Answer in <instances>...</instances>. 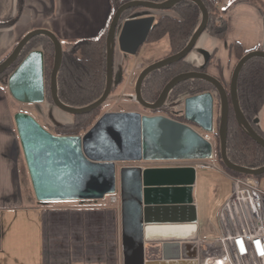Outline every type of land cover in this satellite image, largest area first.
<instances>
[{"label":"water","instance_id":"1","mask_svg":"<svg viewBox=\"0 0 264 264\" xmlns=\"http://www.w3.org/2000/svg\"><path fill=\"white\" fill-rule=\"evenodd\" d=\"M181 1L185 0H130L117 8L107 35L106 86L103 94L90 104L78 107L68 105L60 99L58 72L63 60V47L59 38L48 29H35L27 33L0 63V74L17 61L33 37L46 35L55 45L51 73L54 104L74 115L91 112L105 103L112 91L116 43L124 53L136 54L152 28L154 16L129 18L123 22L118 33L123 13L136 7L170 9ZM189 1L196 3L201 10L200 25L181 51L150 63L140 72L135 86L137 102L149 109H159L165 104L170 91L185 80L197 78L212 83L221 103L218 129L221 159L233 171L261 175L264 173V165L250 168L230 160L227 154V136L232 104L238 123L264 147V137L248 121L238 100V79L243 66L252 57L264 58V50L248 51L238 60L231 75L229 90L218 77L208 72L191 70L172 77L154 102L146 101L142 95L145 77L158 68L185 58L205 30L209 20L206 5L202 0ZM8 86L18 100H45L42 50H32L18 64L8 77ZM184 103V110L173 111V114H178L183 120L177 119L180 117L143 114L140 111H106L84 134L78 135L55 134L32 114L18 111L14 118L36 198L39 201L101 199L119 191L123 264H199L195 252L187 258H145L146 224L197 221L192 202L196 167L178 165L142 168L140 165L124 164L151 160H203L213 157V145L191 124H198L204 130H212L213 94L204 92L191 95Z\"/></svg>","mask_w":264,"mask_h":264},{"label":"crops","instance_id":"2","mask_svg":"<svg viewBox=\"0 0 264 264\" xmlns=\"http://www.w3.org/2000/svg\"><path fill=\"white\" fill-rule=\"evenodd\" d=\"M151 1L162 2L164 0ZM213 1L216 3L219 18L226 21L227 29L225 35L218 38L203 31L186 59L192 64L201 65L206 60L204 52L212 53L215 51L216 58L220 62V67L210 64L208 73L216 77L222 75V79L227 81L229 62L231 59L238 57L240 50L242 52L255 49L264 50V0ZM111 10L112 0H22V2L20 0H0V22L11 19L15 20L11 26L0 28V63L2 59L13 51L15 46L27 33L35 29H48L52 31L61 41L63 48H69L78 40L96 37L105 27ZM130 10L127 17L121 19L118 33L123 22L129 18L154 16L153 28L161 15H177L172 8L153 9L136 7ZM147 40L138 48L137 53L145 44L143 49L145 58L155 57L154 59L159 60L169 55V34H165L161 38L150 42H147ZM63 43H68L69 46L64 47ZM117 46L118 42L115 47V59H117ZM128 59L129 56L123 59L121 53L118 55V60H115L114 63V82H118L122 77L124 78V75L126 73L129 74L131 70L144 69L150 64H144L143 61L136 59L134 66L129 69ZM222 60L224 62H221ZM123 61L124 66H119ZM139 64L142 66L139 67ZM210 69H221V74L218 71L216 74ZM8 77H5L2 81L8 82ZM2 81H0V264H100V258L90 253L91 251H95V244L91 240L85 241L86 237L94 239V235L98 233L95 230L99 228V225H97V228H95L96 225H56L59 223L58 220L65 219L69 215L68 208L63 207H68L69 203L77 201L71 200L70 202H66L67 205H65V202H62L64 200H55L61 203H46L47 201H39L36 198L14 118V115L21 110L14 109L13 95L9 86L7 84L5 86ZM136 81L133 90L127 92L125 95L126 98L132 101L133 99L130 95L135 94ZM189 96L191 95H187L183 99L182 108H174L175 111L184 110V101ZM21 102L26 103L28 105L25 107L26 110L32 111L31 113L36 119L47 128L53 125L50 119H54L58 123L70 121V117L65 113L66 111L59 109L55 104L48 103L46 98L42 102ZM136 106L116 111H141L144 114V111ZM219 118L220 108L217 105L216 97L213 95L212 130H204L198 124H191L203 136L205 134L212 136L217 129ZM259 126L264 131L260 123ZM208 141L213 145V157L208 162L216 164V167L210 168H220L214 156L213 138L211 141ZM202 161H206V159L151 160L127 162L124 164L140 165L142 168L194 165L196 167V180H198V169L202 168L199 166V163ZM124 164L121 163V165ZM221 170L230 177L225 170ZM196 180L192 188V202L198 218L199 202L194 196ZM116 193L120 195L119 191H116ZM116 204V206H119L121 215V202ZM223 204L220 206V209ZM188 223H193L196 227L195 236L188 239L180 237H147L145 234L146 260L173 257L187 258L189 254L195 252L196 257H199V259L197 258L199 264H202L203 257L200 255L202 253L200 245L202 244L203 246L210 239L202 236L201 224L198 219L196 222ZM156 224L168 223H149L146 224L145 229L148 225ZM119 226L122 246V220ZM86 230L89 232L92 230L90 233L92 235L90 236ZM198 239L201 242H197ZM186 240L189 241L186 242ZM213 240L215 239L211 241ZM151 241H161L163 244H176L175 242L183 241L180 244L185 243V247L183 250L180 246L178 256L162 255L158 258L150 259L146 257V242ZM190 241L193 242L191 243Z\"/></svg>","mask_w":264,"mask_h":264},{"label":"trees","instance_id":"3","mask_svg":"<svg viewBox=\"0 0 264 264\" xmlns=\"http://www.w3.org/2000/svg\"><path fill=\"white\" fill-rule=\"evenodd\" d=\"M22 2V0H20ZM127 0H112V10L108 21L99 35L89 39H82L74 42L69 48H63V60L58 72V95L60 99L72 106H84L97 100L106 86L107 80V35L108 30L117 8ZM209 11V20L204 32H208L218 38L225 35L227 24L224 19H220L217 13L216 3L213 0H202ZM177 15H161L158 22L151 29L147 42L161 38L169 34V54L181 51L190 41L193 33L201 22L202 14L199 6L193 1L185 0L172 7ZM131 10H126L122 19L126 18ZM124 17V18H123ZM15 20L0 22V28L11 26ZM35 47V48H34ZM40 49L44 54V75H45V98L48 102H53L51 94V73L55 60V45L46 35L33 37L19 55L17 61L0 74V81L5 76L8 77L18 66V64L32 51ZM247 52H238V60ZM216 52L209 54L208 58L201 65L192 64L182 58L172 64L161 67L149 73L142 85V95L146 101H155L166 83L175 75L185 71L197 70L208 72L207 68L212 63ZM7 57V56H6ZM5 57V58H6ZM4 58V59H5ZM2 59V61L4 60ZM1 61V62H2ZM216 66L220 67L219 60ZM123 78V77H122ZM114 82L112 91L123 79ZM225 85V81L218 77ZM6 86L8 82L2 81ZM182 88V92L188 91L192 94L204 93L206 91H216V87L204 79H188L175 86L169 93L164 106L159 109H148L150 111L168 110L170 99L177 89ZM228 89V87H226ZM184 89V90H183ZM229 90V89H228ZM111 91V92H112ZM238 100L246 118L254 129L264 137V131L259 126L260 112L264 108V58L255 56L249 59L243 66L238 79ZM217 103L220 107V97L217 93ZM104 104V103H103ZM103 104L91 112L74 115L77 119L73 124L57 123L58 135H78L80 131L87 130L95 118L104 112ZM171 110V109H170ZM97 118V119H98ZM96 119V120H97ZM219 121L214 132L216 155L220 164L233 175H245L229 169L221 159V141L219 136ZM70 129V130H68ZM214 141V139H213ZM227 154L233 162L250 168H258L264 165V147L255 141L247 131L238 123L232 104H230ZM264 175H256L261 178Z\"/></svg>","mask_w":264,"mask_h":264},{"label":"rangeland","instance_id":"4","mask_svg":"<svg viewBox=\"0 0 264 264\" xmlns=\"http://www.w3.org/2000/svg\"><path fill=\"white\" fill-rule=\"evenodd\" d=\"M144 45L140 48L138 53L128 55L120 50L118 44L117 52H116L117 59L115 60H118V55L120 53L123 56V59H126L129 56L128 59L129 69H131L134 66L136 59L143 61L144 64H149L152 61L157 60L154 59L155 57L145 58V55H143ZM63 46L67 47L69 46V44L63 43ZM168 49L170 52V47ZM209 54L210 52H204V58L207 59ZM217 60L218 59L216 58V56L213 57L211 64L216 65ZM221 62H224V60H222ZM237 62H238V57L231 59L229 62V69H228L229 74L227 77V81H225L226 87H228V89L230 86V77ZM119 66H124V61L121 62ZM139 66L141 67L142 65L139 64ZM140 70L141 69H133L129 72V74L126 73V75H124V78H122L124 82L122 81L123 83L121 82L110 93V96L103 104V108L101 112L130 109L133 106L137 105L136 107H139V109L148 112L149 114H152L150 110L147 109L144 110L142 105H140L139 103L137 104V102H133L132 100L126 98L125 96L127 92H131L133 90V86L135 85V81H136V76ZM210 70H212L216 74L218 71L221 74V69H210ZM219 77L222 79V75H219ZM190 94L192 93L188 91L182 92V88L177 89L173 97L170 99L169 102L170 106L168 107L167 112L169 113L172 107L173 110H175L174 108H182L184 97ZM13 97L14 96H12V99L15 110H21L32 114L31 113L32 111L31 112L27 111L29 109L26 110L25 107L28 106L26 103H22L21 101ZM65 113L70 117V121L67 122V124H73L77 118L72 113L69 112H65ZM171 116H174L175 118L180 117L178 115H174L173 113ZM97 118H95L94 123L97 121L96 120ZM178 119L183 120L182 117ZM259 119H260L259 123L261 127L264 129V108L260 112ZM50 120L53 124L52 126L48 127L50 131L56 133L59 130H61L56 127V124L58 123L56 122V120L54 119H50ZM94 123H92V125ZM87 130L80 131V133L84 134ZM211 137L214 139V143H215L214 133L212 134ZM214 156L220 168L225 170L227 174L230 175L231 173L228 172L226 169H224L223 166L220 164L215 149H214ZM210 159L211 158H208L206 159V161H211ZM220 168L206 167V168L198 169V180H196V188L194 190L195 199L199 202L198 221H200L201 224L200 226H201L202 236L207 239H210L203 246L202 244L200 245V249H202V253L200 254L201 257L207 255L205 251V247L207 246V244L209 245L212 239H216V237L221 234L220 225H219L220 206L227 199V196L228 197L230 196L233 189L232 179L229 176H227L225 172L222 171ZM260 180H261L262 188L264 189V175L261 176ZM70 201L71 200H64L62 202H65V205H67L66 202H70ZM75 201L77 202H71L69 203L70 205L68 207H63L66 209L68 208L69 215L65 219L58 220L59 223H57L56 225H96L95 228H97V225H99V228L95 230L98 233L94 235V239L92 237L89 238L86 237L85 239V241L91 240V242H93L96 246V247L94 246L95 251H91L90 253H92L94 256L97 255V257L100 258V264H123L121 237L119 233L120 232L119 225H121V215L119 211V206H116L117 205L116 203L110 201V194H107L105 197L101 199H83V200H75ZM46 203H61V202L47 201ZM86 232L90 234L92 230L91 232L86 230ZM91 235L92 234H90V236ZM187 241L189 240H186V242ZM181 242L183 241L175 242L176 244H169V243L163 244L161 241L146 242V257L151 259V258H158L162 255L178 256L180 246L182 247L183 250L185 247L184 245L185 243H182L181 245L180 244ZM190 242L192 243L193 241Z\"/></svg>","mask_w":264,"mask_h":264},{"label":"built area","instance_id":"5","mask_svg":"<svg viewBox=\"0 0 264 264\" xmlns=\"http://www.w3.org/2000/svg\"><path fill=\"white\" fill-rule=\"evenodd\" d=\"M140 67V66H139ZM135 100V94H131ZM212 140L211 135H204ZM202 168L216 167L202 161ZM233 189L219 211L221 235L205 247L202 264H264V189L255 175H233ZM120 203V195L110 194ZM197 242H201L199 239ZM199 259V257H197Z\"/></svg>","mask_w":264,"mask_h":264},{"label":"bare ground","instance_id":"6","mask_svg":"<svg viewBox=\"0 0 264 264\" xmlns=\"http://www.w3.org/2000/svg\"><path fill=\"white\" fill-rule=\"evenodd\" d=\"M145 233L147 237H164V238L180 237V238L188 239L195 236L196 227L193 223L156 224V225H148L145 229Z\"/></svg>","mask_w":264,"mask_h":264},{"label":"flooded vegetation","instance_id":"7","mask_svg":"<svg viewBox=\"0 0 264 264\" xmlns=\"http://www.w3.org/2000/svg\"><path fill=\"white\" fill-rule=\"evenodd\" d=\"M174 54H175V53H174ZM169 55H171V54H169ZM169 55H168V56H169ZM185 58H187V56H186ZM186 60H187V59H186ZM208 67H209V66H208ZM158 69H160V68H158ZM207 69H208V68H207ZM142 70H143V69H141L140 72H141ZM140 72H139V74H140ZM139 74H138V76H139ZM138 76H137V78H138ZM206 92H211V93L216 97V99H217V93H218V92H217V89H216V91L210 90V91H206ZM190 95H193V94H190ZM168 96H169V95H168ZM130 97L132 98L131 95H130ZM184 98H185V97H184ZM132 99H133V98H132ZM133 101H136V102H137V99H135V100L133 99ZM153 102H154V101H153ZM165 103H166V102H165ZM137 104H138V102H137ZM139 104H140V103H139ZM140 105H141V104H140ZM217 105H218V103H217ZM163 106H164V105H163ZM219 108H220V107H219ZM143 109H144V110H146V109L148 110L149 108H146V107L143 106ZM172 110H173V107L171 108V110H170L169 113L167 112V110H164V109H163V110H159V111H150V112H151L152 114L155 113V114H163V115H168V116L170 115V116H171L172 113H173ZM173 111H175V110H173ZM104 112H105V111H104ZM104 112H103V113H104ZM140 112H141V111H140ZM103 113H102V114H103ZM102 114H101V115H102ZM144 114H149V113L144 111ZM101 115H100V116H101ZM174 115H178V114H175V113H174ZM100 116H99V117H100Z\"/></svg>","mask_w":264,"mask_h":264}]
</instances>
